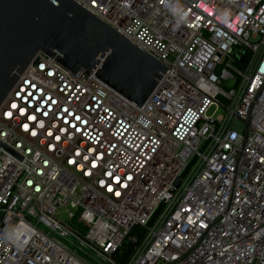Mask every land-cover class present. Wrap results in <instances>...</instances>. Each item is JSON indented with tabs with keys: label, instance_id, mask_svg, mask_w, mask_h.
<instances>
[{
	"label": "built area",
	"instance_id": "1",
	"mask_svg": "<svg viewBox=\"0 0 264 264\" xmlns=\"http://www.w3.org/2000/svg\"><path fill=\"white\" fill-rule=\"evenodd\" d=\"M73 1L168 70L138 107L37 54L0 107V264H264V0Z\"/></svg>",
	"mask_w": 264,
	"mask_h": 264
},
{
	"label": "water",
	"instance_id": "2",
	"mask_svg": "<svg viewBox=\"0 0 264 264\" xmlns=\"http://www.w3.org/2000/svg\"><path fill=\"white\" fill-rule=\"evenodd\" d=\"M38 53L74 73L96 72L138 107L168 70L73 0H0V107Z\"/></svg>",
	"mask_w": 264,
	"mask_h": 264
},
{
	"label": "rangeland",
	"instance_id": "3",
	"mask_svg": "<svg viewBox=\"0 0 264 264\" xmlns=\"http://www.w3.org/2000/svg\"><path fill=\"white\" fill-rule=\"evenodd\" d=\"M216 115H217V113H216L215 109L210 110L209 113H208V116H210V117H213V116H216ZM234 127H235L236 130H242L243 129V125L241 123H239V122L236 123Z\"/></svg>",
	"mask_w": 264,
	"mask_h": 264
},
{
	"label": "trees",
	"instance_id": "4",
	"mask_svg": "<svg viewBox=\"0 0 264 264\" xmlns=\"http://www.w3.org/2000/svg\"><path fill=\"white\" fill-rule=\"evenodd\" d=\"M141 232V230L139 228H136L133 232V234H139ZM143 235V233L141 234V236Z\"/></svg>",
	"mask_w": 264,
	"mask_h": 264
}]
</instances>
